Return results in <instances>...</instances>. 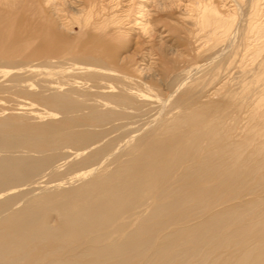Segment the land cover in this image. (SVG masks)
<instances>
[{"label":"bare ground","instance_id":"6f19581e","mask_svg":"<svg viewBox=\"0 0 264 264\" xmlns=\"http://www.w3.org/2000/svg\"><path fill=\"white\" fill-rule=\"evenodd\" d=\"M144 1L117 14L118 0H87L70 15L64 0H0V73L15 71L0 92L45 109L0 116V264H264L263 97L187 81L199 66L182 53L172 82L167 49L133 17ZM197 8L201 27L233 21ZM134 31L138 60L121 43ZM20 56L68 66L34 91ZM63 167L78 185L62 187Z\"/></svg>","mask_w":264,"mask_h":264},{"label":"rangeland","instance_id":"374dc122","mask_svg":"<svg viewBox=\"0 0 264 264\" xmlns=\"http://www.w3.org/2000/svg\"><path fill=\"white\" fill-rule=\"evenodd\" d=\"M64 1L66 4L65 7L70 15H76V11L81 8L79 6L87 3V0H64ZM92 1L93 3L96 4V6L102 7L108 5L106 4L107 0H98V1L92 0ZM133 1L140 3L143 0H133ZM146 1L147 0H145L143 2L144 4L141 5L144 6L145 9L143 10L142 8V10H140L142 11L141 12L142 16L136 14L133 17H140L137 19L138 24H144L147 22L148 29H150L151 27L152 29L151 32L155 38L154 41L156 44L155 45L156 51H158L159 48L161 50H164V48L167 49L166 52L168 53L167 54L168 59H166L167 62L164 61V63L168 65L167 67L172 66L171 67L173 71V74H171L172 82L177 83L178 81H182L185 77L184 74L182 73L183 68H185V66L181 64L183 67H180L178 60H176L177 58L176 55H178V53L179 54L182 53L184 57L188 58L187 60H190L192 62L191 64L193 67L198 65L201 70L199 71V68L198 70L196 68L195 71L191 70L190 73L191 75L189 76L187 81H190L191 79L192 80L199 79L200 83H202L203 85L204 83L206 84L211 82V84L208 85L207 89L217 88L219 91L218 93H221L219 95H223L224 97L223 99H233L236 102L243 101L247 103L250 102L255 103L254 101H258L260 98L263 97L260 106L263 108L262 105H264V101H263L264 100V0H162L163 8H160V10H156V11L151 9V7H147L146 4L148 5L149 2L151 1L155 2L157 0H149V2ZM118 2H120L121 4H119L117 8H115L117 14H119V12L121 13V11L126 9L125 5L126 2H128V0H118ZM113 3H116V1H113ZM204 4L205 5L209 4L212 7L214 6L215 9L217 8L218 13L219 11L221 12L219 14L226 16L227 17L226 19L230 21H231V16H233L234 17V18L232 17L233 21L228 26V28L227 25L224 24L221 25L213 24L210 26L201 27L197 22L198 20L196 19L197 11L199 10L197 7L201 8L202 6H204ZM136 10L137 8L133 9V12L138 11ZM119 16L120 15H118V17ZM153 21L156 22L157 24H155V26L149 25V24H153ZM76 32H77L76 27H74L73 34H75ZM135 35H136L135 31L128 34L127 36L121 39V43L124 45L127 44L125 46L124 51L131 55L134 54V59L138 60L139 58L135 56L136 50H134V46H133L134 40L136 39ZM156 51L154 50L152 52L153 55L151 56L152 59H150V61L147 58L148 63L149 62L155 63L154 58L157 55ZM16 59L19 62L21 61L22 64H24L22 65V67H25V69L27 68L26 70L25 69L21 70L22 72H19L21 74L19 73L18 74L24 80L27 78L25 80L26 83L28 82L27 84H31V83L34 84L33 89L36 87L34 91L39 90V87L37 85V82L39 80H40L39 82H41L42 80L44 81L49 80L50 82L60 81L62 75H60L59 72L60 73L63 72V70H60L61 69L60 66H62L64 69H66L68 66L67 64L58 62L62 60L61 58H46V59L40 58L34 61L28 60L27 62L23 60L24 59L23 56L17 57ZM27 66L31 68L35 67L36 71L32 69L29 70L35 71L36 73L28 72ZM217 67H220V69H218ZM48 68L50 69L48 70ZM3 70H9V68H3ZM55 71L58 73L56 74V76L54 74ZM12 72L14 73L15 71L11 70V72H9V74H6V76L4 77L1 76L2 73H0V84L2 83L3 86H6V84H8V79L11 78V76L13 75ZM47 73L48 75H46ZM64 73L66 76L67 71L65 72L64 70ZM192 73L194 74V76ZM209 75L210 77H208ZM17 92L18 90L16 92L14 90H10L8 92H0L1 117L2 114L5 117L11 115H20V116L22 115L25 117V115L28 114L27 112L30 111L28 109L34 110L35 113L42 112L43 110L45 111V109L42 108L38 103L20 97L19 95H17ZM28 103L29 104L32 103L33 104V105L31 104L32 107L22 106V104L26 105ZM253 103H250V105ZM262 111H264V108L262 109ZM244 118H246V115ZM44 119L46 120V118H43V120L41 121H44ZM32 120L33 121L31 120L30 121L31 122L37 121L35 119ZM234 121H235L234 126L235 127L239 126L241 124L240 116H235ZM249 121H251V118L249 119ZM64 170L65 167L61 168L59 170L60 175L58 176V179L63 183L62 184L63 188H67V186L70 187L71 185L74 184L76 185L77 183L78 184L80 183L78 181L77 182L68 181L67 178L72 176V174L65 175L66 170L65 171ZM49 180H50L49 177H44L42 179V181H44V184L47 183ZM59 180L55 182H59ZM255 180L253 181L249 180L248 182L252 181L253 184ZM257 180L263 184L264 176L262 178H258ZM37 192L38 191H35L34 193Z\"/></svg>","mask_w":264,"mask_h":264}]
</instances>
